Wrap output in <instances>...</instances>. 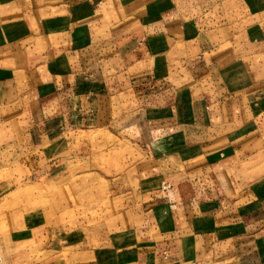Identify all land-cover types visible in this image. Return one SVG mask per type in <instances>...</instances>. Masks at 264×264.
Instances as JSON below:
<instances>
[{
    "label": "crops",
    "instance_id": "crops-1",
    "mask_svg": "<svg viewBox=\"0 0 264 264\" xmlns=\"http://www.w3.org/2000/svg\"><path fill=\"white\" fill-rule=\"evenodd\" d=\"M5 1L0 0V4ZM65 1H43V4L35 1L21 13L22 22L42 17L38 26L43 29L32 38L37 41L43 36L49 40L47 49L40 54L44 62L35 60V54H39L37 43L32 39L23 44L24 39H21V50L10 52L6 63L0 65V103L17 102V107L31 110L27 117L35 114L39 119V141L59 137L66 128L86 125L83 121L90 120L91 125V117L102 109L98 101L105 94L102 89H108V80L93 76L98 71L97 56L87 37L92 33L101 3L109 5V2L124 11L121 16L124 14L125 18H133L136 22L126 33L133 40L120 47L124 51L127 72L138 68L150 56L162 62L167 54H176L178 42H184L181 51L187 52L186 59L179 61L176 57L174 61L165 62L167 73L176 66L177 70L189 65L199 67L217 56L218 64L221 61L225 69L232 70L218 79L225 90L221 92L222 101L217 102V113L223 114L228 106L239 118L237 125L227 132L211 135L213 128L205 124L210 118L204 116L209 111L203 110L202 105L201 109H193L189 103V83L177 88L173 100L166 105L140 103L131 111L122 112L120 124L116 123L118 133L124 137L131 132L139 134L142 123L148 120L153 124L154 153L162 156L180 154L184 150L183 160L192 178L216 171L214 180L221 185V195L199 199L189 194L169 199V191L163 189V183H156L158 173L153 174L149 180L154 181L138 184L144 194L140 204L143 209L138 212L144 213V221L135 227L114 229L112 226L104 236L96 232L98 243L91 250L95 261L88 264H212L222 246L225 248L219 250V256L223 259H233L235 264H243L244 260H252L247 264H264V148L259 146L263 140L259 142L255 137L259 128L254 122L259 111L264 112L261 111L264 109V64H260V74L252 63L254 56L251 54L249 60L247 56L238 59L230 53L232 49L226 55L227 48L221 44L223 36H217L208 26L219 21L221 35L220 30L226 29L225 18L235 15L239 19H235L234 24L244 22V35L250 32L254 37L258 23L264 26V0H196L202 3L200 7L194 5L195 0ZM215 6L224 7L213 13ZM227 8L230 13L226 12ZM16 34L5 26L0 27V44L4 39L12 43L13 37H18ZM6 46L9 44L0 48ZM217 52L224 53L218 55ZM16 55L26 59L17 61ZM213 60L210 62L214 66ZM89 69L96 71L88 72ZM166 77L156 72L149 78L152 86L162 89L159 85L166 83ZM144 80L145 77L132 80L134 86L139 85L136 94L146 85ZM168 80L172 85L171 80L175 78ZM31 91L33 99L25 103L24 98ZM141 91L143 94V88ZM158 93L160 95L161 91ZM117 95L109 92L107 99L114 102ZM194 100H204L206 108L210 98L206 94ZM179 103L183 106L180 115L176 112ZM107 107L106 112L109 111ZM165 107L169 108L163 109ZM181 120L187 121L186 124ZM218 141H223L224 145L216 148ZM196 147L200 148V155L194 153ZM228 181L232 184L230 195H227L231 188L226 185Z\"/></svg>",
    "mask_w": 264,
    "mask_h": 264
},
{
    "label": "rangeland",
    "instance_id": "rangeland-1",
    "mask_svg": "<svg viewBox=\"0 0 264 264\" xmlns=\"http://www.w3.org/2000/svg\"><path fill=\"white\" fill-rule=\"evenodd\" d=\"M35 1L43 4V1L52 0H6L0 4V27L5 26L18 34V37H13L12 43L4 39L0 44H9L0 48V65L6 63L5 59L10 52L21 50L19 40L24 39L23 44L32 39L35 41L33 35L43 29V26H38L42 17L30 19L29 22H22L21 19V13H25L27 7L33 6ZM65 2L72 3L73 0ZM194 5L200 7L202 3L195 0ZM223 7L215 6L213 13L221 11ZM99 9L96 22L91 28L92 33L87 39L95 47L97 56L98 71L93 76L108 80V89H102L105 94L98 101L102 109H99V114L91 117V125L90 120L83 121L86 125L66 128L59 137L56 136L57 139L52 136L41 142L38 138L39 119L35 114L27 117L31 110L25 106L17 107V102L12 105L0 103V264H88L95 261L91 250L98 243L96 232L108 235L112 226L114 229L129 225L135 227L144 221V213L138 212L143 209L141 203L144 199L138 184H144L156 173L159 178L156 183L168 185L164 189L169 191V199H179L189 194L199 199L221 195V185L214 180L216 171H210L205 177L192 178L188 167H185L182 156L184 150L180 152L181 155L167 153L158 156V153H154L153 124L148 120L142 123L143 128L139 129V134L131 132L125 135L126 138L116 129L122 119V112L131 111L140 103L166 105L173 100L172 95L177 88L189 83L190 105H193V109L203 107V110L209 111L204 116L210 118L205 123L213 128L210 134L216 136L227 132L237 125L239 118L233 115L232 108L228 106L223 114L217 113V102L222 101L221 92L225 90L218 79L232 70L225 69L221 61L218 64L219 58L216 56L217 59L210 58L199 67L186 65V68L177 70L176 66L170 71V63L168 74L165 62L174 61L176 57L179 61L185 60L187 57V52L181 51L184 42H178L176 54H167L162 62L150 56L137 69L134 67L127 72L124 51L120 47L123 48L133 40L126 33L136 25L135 19L125 18L124 14L121 16L124 11L112 2L109 5L101 3ZM226 12L231 11L227 8ZM235 19L239 18H235V15L225 18L226 29L220 30L221 35L218 32L219 21L208 26L217 32V36H223L221 44L227 48L224 50L226 55L232 49L230 53L238 59L247 56L249 60L251 54L254 56L251 58L254 59L252 63L261 74L260 64H264V26L258 23V35L255 36V32L252 37L250 32L244 35V22L234 24ZM35 42L39 52L35 54V60L44 62L40 54L47 49L49 40L40 36ZM216 42L219 43V40ZM217 54L221 55L220 52ZM19 57L15 56L17 61L26 59ZM211 59H214V66L211 65ZM156 72L167 76L166 83L159 85L163 86L162 89H157V85L152 86L153 82H150L149 77ZM142 77H145L146 85L139 88L140 92L136 94L139 85L134 86L132 80ZM171 78H175L171 80L172 85L168 80ZM142 88L143 94H140ZM109 92L118 94L114 102L107 99ZM154 94H157L155 99ZM206 94L210 100L206 101L205 108L204 100L195 101L194 98ZM31 99L32 91L24 98L25 103ZM106 106L109 110L107 112ZM182 108L179 103L176 109L179 115ZM186 122L181 120L183 124ZM254 122L259 128L255 137L259 142L263 140L259 146L264 148V112L259 111ZM221 145L224 142L218 141L216 148ZM193 150L200 155V148ZM226 183L231 187L227 190V195H230L232 184L229 181ZM75 239L77 241L74 242ZM223 248L225 246L219 250ZM219 250L212 264L236 263L233 259L221 258ZM251 261L244 260L242 263Z\"/></svg>",
    "mask_w": 264,
    "mask_h": 264
},
{
    "label": "built area",
    "instance_id": "built-area-1",
    "mask_svg": "<svg viewBox=\"0 0 264 264\" xmlns=\"http://www.w3.org/2000/svg\"><path fill=\"white\" fill-rule=\"evenodd\" d=\"M166 187H168V185L163 186V189L166 188Z\"/></svg>",
    "mask_w": 264,
    "mask_h": 264
}]
</instances>
